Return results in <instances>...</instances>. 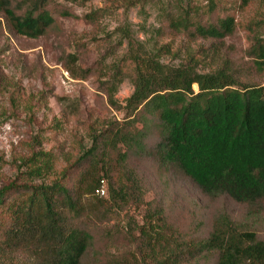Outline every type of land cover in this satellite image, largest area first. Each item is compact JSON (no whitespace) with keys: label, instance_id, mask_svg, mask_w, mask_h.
Returning a JSON list of instances; mask_svg holds the SVG:
<instances>
[{"label":"trees","instance_id":"trees-1","mask_svg":"<svg viewBox=\"0 0 264 264\" xmlns=\"http://www.w3.org/2000/svg\"><path fill=\"white\" fill-rule=\"evenodd\" d=\"M50 1L0 0V12L10 31L36 38L57 27L47 8ZM216 9L217 1L209 0V19ZM198 12L191 5L179 8L167 15L168 25L191 38H224L236 28L232 16L203 22ZM60 14L75 15L66 9ZM133 39L127 55L133 64L134 91L126 101L124 120L92 129L90 148L68 159L61 175L52 176L56 155L51 151L33 152L10 182L2 180L0 170L1 264H15L19 254L27 260L18 264H83L94 240L83 220L100 213L88 208L84 197L108 203L109 212L143 202L140 181L126 170L131 155L152 153L160 172L174 168L206 196L227 195L246 204L252 220L264 217V85L241 80L228 64L206 73L197 70L193 57L179 66L166 64L161 53L170 51L169 46L150 50ZM251 53L256 67L264 69V37L254 36ZM90 71L80 69L78 76L84 78ZM122 75L118 68L106 82L114 106ZM154 133L158 140L150 148L147 140ZM84 158H90L89 166L69 184V174ZM122 171L129 182L118 177L105 189L108 198L97 193L106 177L113 179ZM128 227L132 251L100 264H202L213 255L216 264H264V240L225 214L213 219L205 236L172 224L162 207L148 208L141 226L131 219Z\"/></svg>","mask_w":264,"mask_h":264},{"label":"rangeland","instance_id":"rangeland-1","mask_svg":"<svg viewBox=\"0 0 264 264\" xmlns=\"http://www.w3.org/2000/svg\"><path fill=\"white\" fill-rule=\"evenodd\" d=\"M216 1L217 9L209 19V0H51L47 8L55 15L57 27L36 38L10 31L0 12L2 180L10 182L18 165L33 152L41 151L56 155L52 176L61 175L68 159H77L90 148L92 129L125 119L126 101L134 91L133 64L127 55L130 37L150 50L169 46L170 51L163 49L161 53L166 64L179 66L193 57L197 70L204 73L228 64L241 80L264 85V69L256 67L251 53L254 36L264 37V0ZM190 5L199 11L198 18L203 22L232 16L236 22L234 32L224 38L176 34L168 25L167 15ZM65 9L75 15H61ZM91 13L92 18L86 17ZM86 68H91L87 76H78L80 69ZM118 68L123 79L115 91L118 103L114 106L106 82ZM193 87L198 91L197 84ZM157 140L156 133L149 136V147ZM89 164L90 158H84L69 174V184ZM25 168L21 167L23 171ZM126 170L140 181L143 202L109 212L108 203L100 205L94 196L84 197L87 207L100 213L83 220L94 237L83 264H100L112 255L132 251L133 245L127 239L129 221L141 226L148 208H164L172 224L184 231L195 230L201 236L210 231L216 216L225 214L264 240V217L252 220L247 205L227 195L216 199L206 196L174 168L160 172L152 153L131 155ZM114 174L113 179L105 178L106 190L118 177L129 182L125 172ZM104 197H109L107 191ZM25 260L27 256L19 254L15 264ZM215 262L213 255L202 264Z\"/></svg>","mask_w":264,"mask_h":264},{"label":"built area","instance_id":"built-area-1","mask_svg":"<svg viewBox=\"0 0 264 264\" xmlns=\"http://www.w3.org/2000/svg\"><path fill=\"white\" fill-rule=\"evenodd\" d=\"M97 193L100 195H105L106 194V190L104 187H101L99 189H97Z\"/></svg>","mask_w":264,"mask_h":264}]
</instances>
